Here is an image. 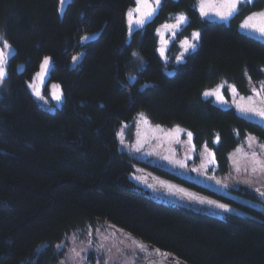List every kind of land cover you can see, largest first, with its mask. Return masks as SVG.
Instances as JSON below:
<instances>
[{"label":"trees","instance_id":"trees-1","mask_svg":"<svg viewBox=\"0 0 264 264\" xmlns=\"http://www.w3.org/2000/svg\"><path fill=\"white\" fill-rule=\"evenodd\" d=\"M198 2L163 0L128 42L126 16L136 0H73L63 17L59 0H0V31L16 51L0 87V264H60L64 253L56 244L107 222L179 264H264V189L226 190L213 178L170 173L119 150V129H132L141 113L189 129L198 153L206 145L214 150L219 174L229 173V155L248 135L264 145L263 126L203 98L221 82L250 94V82L264 80V40L239 31L264 0L241 5L230 24L204 19ZM183 12L188 24L165 63L157 30ZM194 31L201 32L197 52L177 64L178 41ZM92 33L98 37L82 44ZM46 56L54 65L50 82L65 96L56 113L43 109L27 86ZM134 163L195 204L150 198L130 180Z\"/></svg>","mask_w":264,"mask_h":264},{"label":"rangeland","instance_id":"rangeland-1","mask_svg":"<svg viewBox=\"0 0 264 264\" xmlns=\"http://www.w3.org/2000/svg\"><path fill=\"white\" fill-rule=\"evenodd\" d=\"M72 1L73 0H68V4L65 6L63 12L59 10L60 4L58 5V11L61 17L64 16L68 5ZM254 1L255 0H252V2ZM150 2L154 6L153 0H150ZM134 9L135 7L130 10L134 11ZM225 10L226 8L222 11ZM207 12L211 13L208 21L215 23L219 21L213 19L217 17L214 15L216 11L213 12L209 10ZM178 14L187 16L184 12L174 14V18L172 17V21L168 22V24L175 23V17ZM202 17L205 18L204 16ZM245 19H243L241 23ZM251 23L261 24L264 23V21L258 22L254 19ZM182 27L179 33L184 28ZM0 34H2L1 31ZM242 34L264 40V36H261L258 32L243 29ZM85 36L89 37L87 41L83 40ZM83 37L81 43L87 44L94 41L98 37V33L86 34ZM185 38H191V35L178 41L180 50H178L176 58L183 52L179 43ZM159 39V48H161L164 45L163 41H166L167 38H161V33H159ZM127 40L130 42L128 36ZM15 52L12 46L10 52L9 50H5V54L8 55V64ZM74 57H79V60L73 63L72 59L71 68L73 69L80 63L83 53H79ZM162 60L164 61V59ZM53 66L52 60L47 71L44 72L42 76H38L37 74L42 72L40 65L38 72L27 82V86L34 99L43 109L51 113H56L57 110L62 108L65 102V96L58 83L50 82ZM24 69L25 66L23 64L18 67L20 73L24 72ZM165 73L167 76H174L176 71L166 70ZM129 80L131 84H134L136 81L134 77H131ZM29 85H32V87H29ZM54 85H58L59 87H53ZM221 85H223L222 88ZM232 86L233 84L221 82L215 87L205 90H219L223 94L226 103L220 102L214 96L206 97L203 95V98L205 100H210L214 105L222 109H233L242 118L264 127V119L252 113L241 112L240 110L241 107L264 108V104L261 103V100H264V80L256 83V85L250 82V94L239 92L235 85L236 91H232ZM145 88L146 87H142V89ZM36 91L43 95L45 99H39L38 96L35 95ZM257 91L259 92L258 96L256 95ZM58 95L61 96L59 100L55 98ZM177 126L183 131L179 133L176 132L175 129ZM188 132L191 131L179 125L168 126L151 121L145 123V121L141 119L140 114H138L135 126L132 129L126 127H121L119 129V150L140 162L162 168L170 173L183 176L194 175L196 177L213 178L215 183L224 187L226 190H236L243 186H250L255 190L264 188V167L261 166V164L264 163V147H262L263 144H261L254 135H248L245 140L230 153L229 173L219 174L216 172L217 163L214 150L206 145L198 153L194 143L193 133L191 132L192 138L189 139L187 136ZM253 137L255 139H251ZM215 144H219V141L217 142V137L215 138ZM197 156H199V159L196 158ZM134 168L135 172L130 175V180L146 192L150 198L170 205H178L180 203L192 204V202L195 204L190 197H181L180 194H177V190L168 185H164L153 177L155 174L146 167L134 163ZM46 246H48V244L42 245L41 249ZM56 248L64 253L60 264H179L171 254L160 251L152 244L108 222L102 223L96 227H89L73 232V234L67 237L63 242L56 244ZM76 253H79V256H77Z\"/></svg>","mask_w":264,"mask_h":264},{"label":"snow or ice","instance_id":"snow-or-ice-1","mask_svg":"<svg viewBox=\"0 0 264 264\" xmlns=\"http://www.w3.org/2000/svg\"><path fill=\"white\" fill-rule=\"evenodd\" d=\"M247 3H251L252 0H246ZM137 7L134 11L130 10L127 14L128 16V37L129 39H133L134 35L137 31V29H142L146 23H150L153 20L154 15L157 13V10H162V4L161 0H154V6L150 2V0H136ZM224 5L226 6L225 11H216L214 13L215 16L219 17L220 20L222 21H228L232 17L236 16L239 14V5L241 3V0H223ZM60 8L59 10L63 12L65 10V6L68 4V0H59ZM141 5L146 7L148 10L145 12L142 10ZM200 12L201 15L204 17H207L209 13L205 10L204 6V0H201V5H200ZM257 17L261 18L264 20V12L260 13H253L252 15L248 16L246 20L244 21L243 24H241V28L247 29L249 31L253 32H258L261 36H264V23L261 24H253L251 21L256 19ZM188 24V17L185 16L184 14H178L175 17V23L173 24H168L165 23L161 27L166 29V30H179L183 25ZM158 34H159V30ZM172 35L175 36V31H172ZM89 37L85 36L83 37V40L87 41ZM201 40V32L200 31H194L191 33V38H185L181 41V48H183V52L180 54L178 58L173 57V59L176 60L177 63L183 64L186 61V54H194L197 52V48L199 45V42ZM163 43L166 45L167 41H163ZM0 87L6 84L7 80L9 79V74H8V55L5 54V50L11 51V45L8 43L7 39L4 37L3 34H0ZM159 52L160 57H162L167 63L168 61V56L166 55V48L161 47L157 50ZM132 56L135 57L141 65L144 64L143 57H141L137 52H132ZM79 60V57H73V63H76ZM52 63V58L51 57H44L42 64H41V69L42 72L38 73V76H42L44 72L47 71L48 67ZM29 87H32V85H29ZM53 87H59L58 85H54ZM223 85H221V88ZM232 91H236L235 86L233 85L231 87ZM35 95L38 96L39 99L43 100L45 97L41 95L38 91L35 92ZM204 96H214L217 98L222 103H226L224 100L223 94L217 90V91H205L203 93ZM256 95H259V92H256ZM57 100L61 98V96H56L55 97ZM251 99V98H249ZM261 103L264 104V100H261ZM241 112L244 113H252L256 116H259L261 119H264V108L257 109L255 107L248 108V107H241L240 108ZM141 119L147 123V118L144 116L143 113L140 114ZM176 132H181L183 131L180 129L178 126L175 129ZM187 136L189 139L192 138V133L188 132ZM251 139H255L254 137ZM219 141V137H217V142ZM264 147V145H262ZM259 163V162H258ZM262 167H264V163L261 164ZM209 203H214L209 201ZM220 207H224V205H220ZM77 256H79V253H76Z\"/></svg>","mask_w":264,"mask_h":264},{"label":"crops","instance_id":"crops-1","mask_svg":"<svg viewBox=\"0 0 264 264\" xmlns=\"http://www.w3.org/2000/svg\"><path fill=\"white\" fill-rule=\"evenodd\" d=\"M153 2H154V0H153ZM161 4H162V0H161ZM243 4H247V2H246V0H241V3H240V5H239V11H240V7H241V5H243ZM200 5H201V0L199 1V3L197 4V9L199 10V12H200ZM204 6H206L205 7V10L206 11H213V12H215V11H222V10H224L225 8H226V6L224 5V3H223V0H204ZM136 7H137V5L135 6V9H136ZM141 7H142V10L143 11H147L148 9L146 8V7H144L143 5H141ZM134 9V10H135ZM264 11V9L263 10H260V11H257V12H255V13H260V12H263ZM157 12H158V10H157ZM201 13V12H200ZM128 14V13H127ZM157 14V13H156ZM155 14V15H156ZM154 15V16H155ZM211 15V13H209V15L207 16V17H205L207 20H209L210 18H209V16ZM252 15V14H251ZM174 18V17H173ZM219 18V17H218ZM217 17H215V18H213V19H216V20H219L218 22L219 23H226V24H228L231 20H232V18L231 19H229L228 21H222V20H220V19H218ZM246 20V19H245ZM244 20V21H245ZM256 20L258 21V22H260V21H264V20H262L261 18H259V17H257L256 18ZM244 21L241 23V24H243L244 23ZM241 24L239 25V30L243 33V28H241L240 26H241ZM127 26H128V16H127ZM159 33H161V38H163V37H166L167 38V44L165 45H163V47H165L166 48V55L168 56V52H169V49H170V47H171V44L173 43V41H174V39H175V37H176V35H177V33L180 31V29L179 30H166V29H164V28H162V27H160L159 29ZM172 31H175V36H173L172 35ZM157 34H158V31H157ZM245 34V33H244ZM158 41L160 42V39H159V34H158ZM179 45L181 46V43H179ZM158 49H159V47H158ZM183 49V48H182ZM180 50V49H179ZM187 55V54H186Z\"/></svg>","mask_w":264,"mask_h":264},{"label":"water","instance_id":"water-1","mask_svg":"<svg viewBox=\"0 0 264 264\" xmlns=\"http://www.w3.org/2000/svg\"><path fill=\"white\" fill-rule=\"evenodd\" d=\"M263 196H264V192H263Z\"/></svg>","mask_w":264,"mask_h":264}]
</instances>
